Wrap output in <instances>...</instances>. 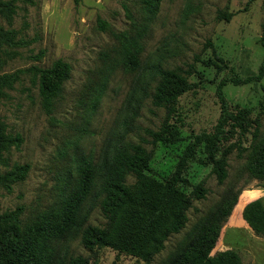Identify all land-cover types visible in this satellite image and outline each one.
I'll return each mask as SVG.
<instances>
[{
    "label": "rangeland",
    "instance_id": "obj_1",
    "mask_svg": "<svg viewBox=\"0 0 264 264\" xmlns=\"http://www.w3.org/2000/svg\"><path fill=\"white\" fill-rule=\"evenodd\" d=\"M0 24L8 32L0 45L4 87L0 121L6 132L23 140L4 151L2 171L29 164L23 181L0 186V214L24 206L26 220L69 192L79 166L122 140L152 141L150 131L167 119L177 127L175 142H143L152 148L149 174L164 181L175 171L186 147L203 131L213 132L221 115L219 88L234 111L260 117L259 137L229 123L219 154L228 159V176L219 183L201 147L185 173L192 184L208 188L193 200L186 227L166 241L151 262L105 247L87 249L82 229L103 226L101 183L83 203L80 226L56 242L59 259L82 255L87 264H168L177 248L194 235L200 219L218 210L228 192L240 191L224 223L213 254L236 250L242 264H264V235L245 222L242 211L251 198L264 199V182L247 166L264 137V78L234 84L233 78L256 75L264 59V0H160L151 14L141 0H3ZM138 52V53H137ZM136 53L137 61L128 56ZM62 59L71 65L62 94L48 110L34 66ZM189 70L193 89L180 96L174 111L153 102L157 68ZM186 74V73H184ZM191 192V186L184 187ZM65 194V193H64ZM255 198V199H256Z\"/></svg>",
    "mask_w": 264,
    "mask_h": 264
},
{
    "label": "trees",
    "instance_id": "obj_2",
    "mask_svg": "<svg viewBox=\"0 0 264 264\" xmlns=\"http://www.w3.org/2000/svg\"><path fill=\"white\" fill-rule=\"evenodd\" d=\"M160 0H141L151 14L156 13ZM0 0V14L4 12ZM7 11V10H6ZM0 24V45L7 37ZM264 46V36L261 38ZM138 53V52H137ZM133 53L130 61H137ZM39 75V90L45 107L50 110L55 100L62 94L65 82L70 78V63L58 59L49 67L34 66ZM186 73V74H184ZM159 80L153 93V102L165 106L168 114L175 110L179 98L193 89L191 71L157 68ZM264 78V59L256 75L244 79L233 78L234 84L261 81ZM9 76H0V100L4 87L12 83ZM226 82V81H225ZM221 115L213 132L203 131L186 147L175 171L161 181L148 173L153 157L152 148L158 142H175L177 127L166 119L161 129L150 131L152 141L134 142L122 140L103 154L95 162L92 157L84 159L79 166V176L69 192H63L47 208L35 212L24 219V206L0 214V264H87L82 255L72 257L67 262L59 259L56 242L65 237L75 227L80 226L83 203L95 184L101 183V209L106 217L103 226L87 225L82 229L81 242L89 250L109 247L118 253L127 254L145 262H151L155 255L165 248L166 241L173 234L180 233L189 221V209L194 198H205L208 188L203 183L192 184L185 173L189 163L196 158L201 147L212 165L219 183L228 176V159L220 152L226 126L231 123L246 133L253 127L252 136L257 139L260 117H248L246 110L234 111L222 94ZM264 107V100L260 102ZM21 135L6 132L0 121V165L5 163L4 151L11 145H19ZM29 164H15L11 170L0 168V186L11 189L16 182L23 181L29 171ZM252 178L264 182V137L260 139L253 158L247 166ZM191 186V192H186ZM65 193V194H64ZM240 191L228 192L218 210L199 220L194 235L187 243L177 248L168 264H242L239 253L231 248L212 253L224 223L228 220L239 201ZM251 198L244 205L242 216L257 235H264V199Z\"/></svg>",
    "mask_w": 264,
    "mask_h": 264
},
{
    "label": "crops",
    "instance_id": "obj_3",
    "mask_svg": "<svg viewBox=\"0 0 264 264\" xmlns=\"http://www.w3.org/2000/svg\"><path fill=\"white\" fill-rule=\"evenodd\" d=\"M246 205V204H245Z\"/></svg>",
    "mask_w": 264,
    "mask_h": 264
}]
</instances>
